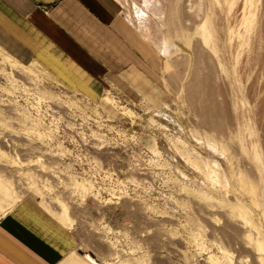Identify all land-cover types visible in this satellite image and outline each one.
Returning <instances> with one entry per match:
<instances>
[{"label": "rangeland", "instance_id": "374dc122", "mask_svg": "<svg viewBox=\"0 0 264 264\" xmlns=\"http://www.w3.org/2000/svg\"><path fill=\"white\" fill-rule=\"evenodd\" d=\"M117 1L151 99L0 46V217L35 199L75 232L59 264H264V0Z\"/></svg>", "mask_w": 264, "mask_h": 264}, {"label": "crops", "instance_id": "0c3cea01", "mask_svg": "<svg viewBox=\"0 0 264 264\" xmlns=\"http://www.w3.org/2000/svg\"><path fill=\"white\" fill-rule=\"evenodd\" d=\"M124 22L117 0H0V46L68 88L97 95L101 79H124L151 99L158 57ZM75 244V232L33 198L0 217V264H59Z\"/></svg>", "mask_w": 264, "mask_h": 264}, {"label": "bare ground", "instance_id": "6f19581e", "mask_svg": "<svg viewBox=\"0 0 264 264\" xmlns=\"http://www.w3.org/2000/svg\"><path fill=\"white\" fill-rule=\"evenodd\" d=\"M13 203V202H12ZM62 214L64 215V216H66V220L68 221V222H71V220L69 219V217H68V215H67V209L66 208H62Z\"/></svg>", "mask_w": 264, "mask_h": 264}]
</instances>
